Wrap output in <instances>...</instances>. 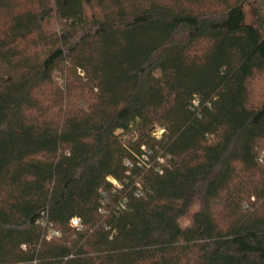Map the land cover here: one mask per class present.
<instances>
[{
  "label": "trees",
  "instance_id": "16d2710c",
  "mask_svg": "<svg viewBox=\"0 0 264 264\" xmlns=\"http://www.w3.org/2000/svg\"><path fill=\"white\" fill-rule=\"evenodd\" d=\"M248 1L0 0V264H264Z\"/></svg>",
  "mask_w": 264,
  "mask_h": 264
},
{
  "label": "rangeland",
  "instance_id": "374dc122",
  "mask_svg": "<svg viewBox=\"0 0 264 264\" xmlns=\"http://www.w3.org/2000/svg\"><path fill=\"white\" fill-rule=\"evenodd\" d=\"M244 23L249 26H255V9H256V4L253 0L248 1L244 5ZM64 81V75L62 76L59 73H56L54 75V82L55 84H58V86L63 88V83ZM53 88H48L45 92V98L51 100V93ZM250 92H251V98L254 103H257L264 99V74H258L256 75L253 80L250 83ZM78 93H76L75 96H77ZM159 130L157 128H153L152 132L157 133ZM201 210V203L199 201H195L194 204L191 206L188 214L181 218L179 220V225L181 228H186L190 226L191 224V217L192 215Z\"/></svg>",
  "mask_w": 264,
  "mask_h": 264
},
{
  "label": "built area",
  "instance_id": "2783aa9c",
  "mask_svg": "<svg viewBox=\"0 0 264 264\" xmlns=\"http://www.w3.org/2000/svg\"><path fill=\"white\" fill-rule=\"evenodd\" d=\"M161 133H162V131H158L157 133H154L153 135L158 137ZM71 225L73 227H76L77 226V221L76 220H72L71 221Z\"/></svg>",
  "mask_w": 264,
  "mask_h": 264
}]
</instances>
